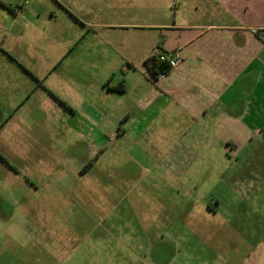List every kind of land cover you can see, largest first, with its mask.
I'll return each mask as SVG.
<instances>
[{"label":"rangeland","instance_id":"1","mask_svg":"<svg viewBox=\"0 0 264 264\" xmlns=\"http://www.w3.org/2000/svg\"><path fill=\"white\" fill-rule=\"evenodd\" d=\"M189 2L0 0V264H264L262 144L242 159L189 153L183 126L161 143L142 122V57L157 26L188 23ZM104 22L140 28L96 34ZM33 25L49 30L39 56ZM122 55L138 59L132 87L109 92L104 73L129 71Z\"/></svg>","mask_w":264,"mask_h":264},{"label":"crops","instance_id":"2","mask_svg":"<svg viewBox=\"0 0 264 264\" xmlns=\"http://www.w3.org/2000/svg\"><path fill=\"white\" fill-rule=\"evenodd\" d=\"M60 2L61 7H67L65 1ZM189 8L188 23L157 26L158 39L142 57L146 60L161 50L176 52L179 56L178 64L168 76L158 81L145 62L142 79L147 88L138 99L142 103L139 105L142 122L155 127L156 142H166L163 128L183 126L186 129L178 132L179 141L183 138L188 143L182 148L189 153L197 152V144H204L206 154L221 150L226 156L242 159L256 148V143L264 148V0H206L201 13L198 0H190ZM10 9L21 18L34 15L35 10L19 6H10ZM86 24L93 25L91 21H85ZM137 25L94 23L99 29L96 34L102 29L140 28ZM48 31L45 27L36 29L34 25L24 31L29 38L34 37L29 40L31 55L42 53V47L34 45L35 40L39 37L49 43ZM56 36L57 45L60 43L64 48L63 60L69 55L73 41L63 42V37L67 38L63 32ZM109 40L105 39L102 44L114 49L115 55L119 50ZM122 59L128 62L129 71L117 76L110 67L104 73L107 80L104 88L109 92L114 90V80L125 84V90L119 91L122 94L132 87L138 59L132 55H122ZM149 109L150 114L144 113Z\"/></svg>","mask_w":264,"mask_h":264},{"label":"trees","instance_id":"3","mask_svg":"<svg viewBox=\"0 0 264 264\" xmlns=\"http://www.w3.org/2000/svg\"><path fill=\"white\" fill-rule=\"evenodd\" d=\"M162 53H169L165 50H161L159 53L154 54L145 60L148 70L153 78L157 77V75L164 71L171 68V64L169 61H162L159 56ZM113 89L117 91H124L125 84L120 82L118 85L113 86Z\"/></svg>","mask_w":264,"mask_h":264},{"label":"built area","instance_id":"4","mask_svg":"<svg viewBox=\"0 0 264 264\" xmlns=\"http://www.w3.org/2000/svg\"><path fill=\"white\" fill-rule=\"evenodd\" d=\"M25 1V3H27L28 0H23ZM20 8H22V6H20ZM178 53L176 52H169V53H162L160 54L159 58L162 60V61H169L170 64H171V68L168 69V70H164L162 72H160L157 77H155L154 79L156 81L158 80H162V79H165L167 76H168V73L170 72V70L176 66L178 64V61H179V58H178Z\"/></svg>","mask_w":264,"mask_h":264}]
</instances>
